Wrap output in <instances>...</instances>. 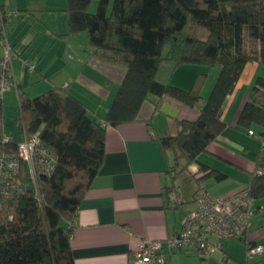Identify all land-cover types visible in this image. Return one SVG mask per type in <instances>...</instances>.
Returning <instances> with one entry per match:
<instances>
[{"label":"trees","instance_id":"16d2710c","mask_svg":"<svg viewBox=\"0 0 264 264\" xmlns=\"http://www.w3.org/2000/svg\"><path fill=\"white\" fill-rule=\"evenodd\" d=\"M94 1L92 14L88 9ZM109 5L110 0H66L65 9L66 36L84 33L93 59L123 72L103 118H91L84 104L61 89L29 99L19 88L14 120L20 137L12 141L4 133L0 98V157L16 156L24 135L34 136L53 165L48 171L40 155L33 157L32 164L19 158L17 182L0 179V264H74L71 222L101 168L108 126L136 122L146 101L157 108L164 97L197 107L196 120L179 121L176 136L160 139V145L172 152L174 181L198 163V156L224 129V102L246 64L254 61L264 67V0H113L111 9ZM164 61L218 71L201 106L195 88L183 91L156 79ZM236 124L255 138L264 136V77L255 78ZM181 160L185 165L177 169ZM199 170L206 173L204 178L212 174L216 181L224 179L203 165ZM199 184L204 185L197 180ZM244 190L253 200L264 198V175L258 174ZM168 194L175 204L174 187ZM253 246L246 243L247 257ZM184 250L206 258L199 250Z\"/></svg>","mask_w":264,"mask_h":264},{"label":"crops","instance_id":"0c3cea01","mask_svg":"<svg viewBox=\"0 0 264 264\" xmlns=\"http://www.w3.org/2000/svg\"><path fill=\"white\" fill-rule=\"evenodd\" d=\"M0 5L15 11L3 26L12 50L13 74L11 86L2 97L4 110L17 111L19 88L29 99L45 90L61 89L84 104L91 118H103L123 72L93 59L84 33L66 36V0H0ZM24 60L33 62L34 70L27 69ZM199 75L202 77L197 78ZM217 75L215 69L173 66L164 61L156 79L183 91L195 88L201 106ZM258 76L264 77V67L248 62L224 102V129L198 156V163L189 165L174 181L170 172L173 155L160 145V139L176 136L179 121L196 120L197 107L167 97L157 108L146 101L136 122L106 128L101 168L71 222L74 264H128L132 252L144 240L160 242L171 264H264V198L253 200L256 212L242 238L222 240L219 251L211 257L202 258L184 249L170 250L166 244L180 230L181 218L195 209L197 180L213 197L227 198L246 189L258 172L264 175V136L259 140L236 124ZM13 128L4 121L5 135L18 141L19 129L16 134ZM252 130L259 133L257 127ZM184 165L179 161L177 169ZM200 165L208 172L224 175V179L216 181L212 174L204 178L206 173L199 170ZM171 187L177 192L175 204L168 196ZM246 243L262 246L263 253L247 257Z\"/></svg>","mask_w":264,"mask_h":264},{"label":"built area","instance_id":"2783aa9c","mask_svg":"<svg viewBox=\"0 0 264 264\" xmlns=\"http://www.w3.org/2000/svg\"><path fill=\"white\" fill-rule=\"evenodd\" d=\"M15 15V11L0 5V98L9 90L12 82V50L7 41L4 30V19ZM24 66L30 71L35 64L29 60L23 61ZM253 135L252 131L248 132ZM262 140V137H257ZM40 155L48 171L52 169V160L44 156L39 149V141L34 136L24 135L23 141L18 146L16 156L0 157V179L17 182L18 159L32 164L33 157ZM260 174V172H258ZM8 184V183H7ZM174 199V194L170 195ZM195 209L182 217L180 230L170 239L166 240L170 250L184 248L199 250L201 256L211 257L220 249L222 240L241 237L254 216L253 199L247 191L242 190L227 198H215L204 185L197 186L194 196ZM263 253L262 246L249 247L248 256ZM128 264H171L165 253L161 251L158 241L144 240L132 252V259Z\"/></svg>","mask_w":264,"mask_h":264},{"label":"rangeland","instance_id":"374dc122","mask_svg":"<svg viewBox=\"0 0 264 264\" xmlns=\"http://www.w3.org/2000/svg\"><path fill=\"white\" fill-rule=\"evenodd\" d=\"M112 1L113 0H110V5H109L110 9H111V5H112ZM96 4H97L96 1H94L91 4V6L88 9L89 13L93 14V13L96 12ZM166 51H167V48H164V52L163 53L165 54ZM45 91H47V90H45ZM42 93H45V92H40L39 94H36V96H33V97H37L38 95H40ZM16 114H17V111L15 109L6 108L4 110V121H5L6 126L9 127V129H11V127L14 126L13 129L15 130V133L17 134L18 129H17V127L15 125V122H14V117L16 116ZM15 140H17V137L15 138ZM180 181H181V179H180Z\"/></svg>","mask_w":264,"mask_h":264}]
</instances>
